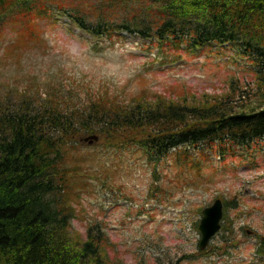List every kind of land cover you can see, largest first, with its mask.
Instances as JSON below:
<instances>
[{"label": "rangeland", "instance_id": "obj_1", "mask_svg": "<svg viewBox=\"0 0 264 264\" xmlns=\"http://www.w3.org/2000/svg\"><path fill=\"white\" fill-rule=\"evenodd\" d=\"M137 1L111 6L113 0H47L50 7L45 14L37 12L33 32L25 34L36 39L24 45L14 44L16 34L5 25L0 101L57 100L65 112L67 106L83 108L84 101L102 93L115 106H127L139 95L145 102L162 97L191 103L216 102L228 94L236 100L235 112L259 106L253 70L232 51L212 48L198 57L180 53L176 58L154 41L124 32L91 36L64 13L80 14L86 24L103 19L142 27L157 20L155 10L142 14L143 3ZM132 4L140 15L134 21L138 14L129 9ZM97 131L80 134L78 149L66 151L72 165L67 170L82 173L72 180L73 234L84 238L87 228L98 224L113 264H264V140L224 159L190 148L187 158L152 162L137 143L115 142L126 135L110 139ZM89 135L97 141L79 142ZM216 199L225 204L222 231L200 252L201 210Z\"/></svg>", "mask_w": 264, "mask_h": 264}, {"label": "trees", "instance_id": "obj_2", "mask_svg": "<svg viewBox=\"0 0 264 264\" xmlns=\"http://www.w3.org/2000/svg\"><path fill=\"white\" fill-rule=\"evenodd\" d=\"M122 1L113 0L111 6ZM137 2L143 3L142 14L155 10L157 20L142 27L103 19L86 24L84 16L66 15L70 10L64 13L91 36L124 32L154 41L176 58L180 53L198 57L212 53V48L232 51L253 70L251 81L260 90L259 106L235 112L236 100L228 94L216 102L191 103L162 97L145 102L139 95L127 106H115L102 93L104 97L84 101L83 108L67 106L63 112L57 100L22 98L14 104L7 96L13 102L0 101V264H113L102 227L89 226L84 238L71 231L75 210L70 207V195L76 189L72 180L82 173L67 170L72 165L66 162V151L78 149L76 137L82 133L98 130L110 139L126 135L115 142L137 143L152 162L187 158L190 148L201 154L213 151L224 159L264 140V0ZM134 4L129 9L138 14ZM49 7L47 0H0V34L10 25L16 34L14 44L36 39L25 34L33 32L37 12L45 14Z\"/></svg>", "mask_w": 264, "mask_h": 264}, {"label": "water", "instance_id": "obj_3", "mask_svg": "<svg viewBox=\"0 0 264 264\" xmlns=\"http://www.w3.org/2000/svg\"><path fill=\"white\" fill-rule=\"evenodd\" d=\"M97 141V136L89 135L79 139V142H87L89 145ZM201 219L198 224L200 240L198 249L203 251L212 237L220 230V223L223 216V205L220 200H215L213 204L206 207L201 212Z\"/></svg>", "mask_w": 264, "mask_h": 264}]
</instances>
